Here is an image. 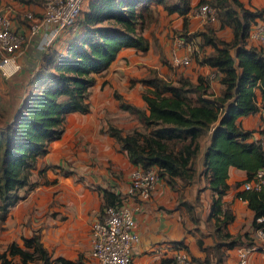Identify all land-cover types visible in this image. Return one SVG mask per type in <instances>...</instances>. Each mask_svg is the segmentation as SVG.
<instances>
[{
  "label": "trees",
  "instance_id": "1",
  "mask_svg": "<svg viewBox=\"0 0 264 264\" xmlns=\"http://www.w3.org/2000/svg\"><path fill=\"white\" fill-rule=\"evenodd\" d=\"M202 3L214 8L218 28L229 26L228 39L218 36L211 22L187 32L191 8ZM194 5L191 7L189 0L85 1L74 27L68 29L71 36L63 51L48 44L39 53L37 68L28 77V82L35 83L31 88L26 83L23 94H17L16 108L1 120L0 218L20 197L18 190L33 184L30 176L36 159L47 151L50 140L60 137L66 113L89 109V89L96 80L95 74L106 70L123 47L145 50L151 43L154 49L158 48L151 22L158 23L157 7H161L167 14L181 16L175 32L185 40L198 38V52H192L194 60L209 66L212 74L198 73L194 80L183 74L169 79L149 66L143 75L132 76L142 85L143 106L124 100L115 89L112 93L118 106L135 116L140 127L123 130L107 121L102 130L125 150L130 162L142 168L154 166L171 185L177 180L182 185L191 182L200 138L207 135L200 163L211 194L208 216L216 236L211 246L251 243L247 232L242 239L241 234L232 235L225 229L233 215L222 205L221 196L228 187V165L245 172L236 185L264 167L257 136L237 120L241 115L254 113L259 106L264 108V51L257 45L245 44L250 23L262 9H250L241 0H197ZM204 45L210 49L205 50ZM212 77L221 84L217 93L209 88ZM97 187L102 197L100 218L103 207L118 204L123 194L110 186ZM236 194L252 209L251 227L260 228L264 234V186L240 189ZM180 202L190 207L186 199ZM20 238L21 244L11 241L6 247L8 254L18 259L10 260L1 253L2 264H86L81 254L68 258L49 253L41 241L39 227ZM178 245L185 249L184 244ZM203 259L206 261L207 256ZM162 260L177 264L174 257ZM194 261L201 264L199 258Z\"/></svg>",
  "mask_w": 264,
  "mask_h": 264
},
{
  "label": "crops",
  "instance_id": "2",
  "mask_svg": "<svg viewBox=\"0 0 264 264\" xmlns=\"http://www.w3.org/2000/svg\"><path fill=\"white\" fill-rule=\"evenodd\" d=\"M196 1L189 0L191 7ZM241 1L244 6L250 9L264 7V0ZM194 7L189 12L187 32L201 27L203 23L192 14ZM33 8L37 9L38 7L34 4ZM0 9L8 12L10 16L12 15V25H16L17 29L24 30L23 27L17 26L19 23L16 21L10 6H5L0 2ZM157 9L159 24L154 31V35L158 42V48L152 50L151 43L145 50H135L128 46L121 48L108 64L106 68L108 69L107 75L122 70V75L125 76L126 71L122 69V65L125 64V61L130 63L131 57L127 55L130 53L135 55V58L132 57L134 64L137 63L142 68L141 75L145 73V67L141 65V62L146 61L142 57L152 58V54L154 57L151 61H147L146 65L155 67L157 72L166 78L174 79L179 74H183L194 80L198 73H209L211 75L212 72L209 66L199 64L194 60L192 52L194 49L198 52V38L194 36L191 40H185L175 32V29L180 27L181 16L174 13L167 14L161 7H157ZM172 16L177 22L173 27H170V23L167 24L161 19ZM211 24L216 30L215 33L221 38L228 39L231 36L229 26L225 25L218 28L216 20H213ZM39 30L27 37L29 46L23 49V54L20 56L22 67L16 72L25 74V79L12 78L16 72L4 77L7 78V82H10L9 86L12 89L17 87L26 89L28 77L34 71V69H31L32 66L30 67V61L35 60V63H37L39 58L40 51L36 50L37 54H33L35 52L33 47H37L36 42L42 29ZM144 34L149 38L147 31ZM163 34H168L167 40ZM70 36V32L62 28L50 44L63 51V47ZM177 38L182 39V44L175 45ZM245 40L246 45H254L253 40L247 37ZM203 47L205 50L210 49L208 45ZM171 50L179 55H187L189 62L171 65ZM262 50L264 51V48ZM170 67L173 69L170 70ZM170 71H172L171 75L169 74ZM135 72L138 73L139 71ZM129 76L137 77L140 75ZM105 78L107 79V77ZM96 82L99 84L98 80ZM125 83L126 88L118 90L113 87L110 88L111 93L115 89L124 100L143 106V100L140 96L141 83L134 81L132 86L128 81ZM28 87L31 88L27 83ZM101 87L102 91H100ZM101 87L94 88L87 111H70L66 113L60 137L50 140L47 151L40 154L36 159L34 169H37L38 176L43 178L42 182L38 183L36 181L38 179H33V175H31L33 184L18 190L20 197L9 210L14 221H25L26 218L30 220L29 225L24 224L22 226V235H29L33 229L39 227L41 241L49 253L54 256L62 255L68 258H74L81 254L86 264H99L96 258L89 254L88 243L89 224L92 219L98 216L99 204L102 199L97 186H110L115 191L124 193L127 189L128 173L135 166L127 159L125 150L118 147V143L112 136L104 131H99L100 127H105L102 119L105 114V106L101 101V96L107 94L104 86L101 85ZM209 88L213 93L220 90L221 84L217 77L210 79ZM132 89L133 93L130 91ZM255 91L258 95V89H255ZM257 98L259 99V96ZM106 99L111 101L109 95H106ZM15 108L16 106L13 109ZM124 112L127 111L123 110ZM6 116L3 115L2 119ZM237 120L242 127L252 129V135L256 137L259 134L258 132L264 128V108L259 106L254 113L241 115L237 117ZM207 140V135L200 138L199 150L194 160L195 171L191 182L182 185L177 180V183L171 185L160 177L146 198L138 199L134 195H126L127 203L130 206L136 205L133 216L138 233L137 241L131 247V261L129 264H172L171 261H163L162 259L173 257L179 243L185 245L186 251L193 259V264H197L194 258H199L201 264H235L236 248L238 244H246L245 242L232 246H226L223 243L213 248L211 246L216 239L212 221L208 216L211 194L207 186V176L203 173L200 163ZM67 161L69 166L66 165ZM64 164L67 169H61ZM114 167L120 171L112 172L111 170ZM226 172L228 187L222 194L221 199L222 205L231 210L233 217L226 224L225 229L232 235L241 234L240 237L244 239L243 233H252L250 225L252 209L247 206L245 199L236 194V191L241 189V183L236 185L235 182L243 179L245 172L233 165H228ZM174 181L176 182V180ZM183 199H186L190 204L189 208H186L180 202ZM261 245V247L252 249L247 253V259L252 264H264V242ZM205 256H207L206 261L203 259Z\"/></svg>",
  "mask_w": 264,
  "mask_h": 264
},
{
  "label": "built area",
  "instance_id": "3",
  "mask_svg": "<svg viewBox=\"0 0 264 264\" xmlns=\"http://www.w3.org/2000/svg\"><path fill=\"white\" fill-rule=\"evenodd\" d=\"M85 0H39L38 16L32 11H24L23 16L28 19L27 37L33 35L40 28L36 46L41 51L52 41L60 29L74 27L78 11L82 9ZM192 14L200 21L215 20V10L206 3L196 5ZM40 31V30H39ZM25 36V41L27 37ZM248 39L254 45L264 48V16L255 17L247 31ZM24 32L15 29L11 23L8 12L0 9V75L7 77L21 68L20 53L23 52ZM182 44L177 38L175 45ZM172 65L189 62L187 55H179L170 51ZM264 154V130L257 135ZM160 178L156 168L150 166L142 168L139 165L132 167L128 173L127 189L119 198L118 204H107L103 207V214L92 219L89 224V254L96 258L99 264H129L131 261V247L137 241L138 233L135 228L133 210L136 205L127 203L126 195H134L138 199L146 198ZM264 186V167L255 170L252 177L241 182V189H258ZM260 217H257L259 219ZM248 235L251 243L238 244L235 264H252L247 259V253L252 249L261 247L264 234L260 228H252ZM177 264H193L186 249L178 245L174 254Z\"/></svg>",
  "mask_w": 264,
  "mask_h": 264
},
{
  "label": "rangeland",
  "instance_id": "4",
  "mask_svg": "<svg viewBox=\"0 0 264 264\" xmlns=\"http://www.w3.org/2000/svg\"><path fill=\"white\" fill-rule=\"evenodd\" d=\"M85 1H84V3H85ZM0 2L2 4H4L5 6H10L11 11L14 12V15H15L14 17H15L16 21L19 23V25H17V26L24 28V30H22V29L21 30L19 29V30L24 32V41H25V36L28 33V30H27L28 19H26L25 16H23V12L24 11H32L34 16H38V10H39V5H40L39 0H0ZM34 4L37 5V7H38L37 9L33 8ZM259 9H262V10H261L259 16L257 15L256 17L264 16V7H259ZM161 19H162V21L167 22V24L170 23V27H173V25H175L177 23L176 20H174L173 16L170 18H167V19H164V18H161ZM171 20H173V21H171ZM208 22H212V21H208ZM152 24H153V27H155L154 30H156L158 27L159 21H158V23L152 21L151 25ZM209 24L212 25L211 23H209ZM25 28H26V30H25ZM69 30H67V32H69ZM171 31H174V30H171ZM160 35H162V34H160ZM163 36H165L166 40L168 39V34L167 35L163 34ZM23 44H26V45H24V48L25 47L28 48L29 43H28L27 39H26L25 43L23 42ZM29 48H30V50H32L31 47H29ZM33 49L35 50V52H33V54L36 53V50L41 52V48H37V47L34 48L33 47ZM152 50H154L153 47H152ZM22 54H23V52L20 53V56ZM30 54H31V52H30ZM127 55H129L131 57V59H130V63L125 61L124 62L125 64L122 65L123 66L122 69L124 71H126V73L124 72L125 76L122 75L123 74L122 70H121V72L117 71V72H115V74H111V75L108 74L107 75L108 69H106L100 73L95 74V78H96V80L99 81V84L95 80V82L93 83V85L89 89V96H88V101H91V94L95 90L94 88H97V86L101 87V85H103L107 91V94H102V96H101V98H102L101 101L103 102V104L105 106V110H104L105 114L103 115V118H102L104 120L103 123L106 124L107 121L112 122L116 125H119L121 128H123V130L130 129L133 126L140 127V124H133V123H138L135 116H133L132 114H130L128 112L123 113L124 109H122L118 106L116 99L113 97L111 90H110V88H113V87L117 88L118 90H120V88H126V86H125L126 81H128L132 86V82L138 81V80H136L135 78H131L132 76H129V75H141L140 73L142 71V68H140L139 65H137V63L134 64L133 59H132V57L135 58V55H132V53L127 54ZM20 56H19V58H20ZM152 56L154 57L153 54H152ZM142 58L146 59V61L141 62V65L143 67H145V72H147V70H149L148 69L149 66L146 65V63H148L147 61H151L152 58H148L146 56H144ZM136 60H138V58H136ZM141 61H143V60H141ZM30 63H31L30 67L32 66L31 69L35 70L37 68V63H35V60H32V62L30 61ZM34 64H36V66H34ZM169 69L172 70L173 68L170 67ZM135 71H139V72L136 73ZM171 72L172 71H170V73H169L170 75H171ZM13 75L17 76V77L12 76V78H14V79H17V78L20 79L21 78V80H22L25 77V74L20 73V72H16ZM20 75H22V76L19 77ZM166 75H167V73H166ZM105 77H107L108 80ZM120 79H123V80H120ZM34 83H35L34 81H29L28 86H32V84H34ZM9 85H10V82L9 81L7 82V78L0 76V123H1L2 115L5 116V115L9 114V111H12L13 108L16 106V103L19 101V98L17 99V94L18 93L23 94V88L17 87V88L12 89ZM100 91H102V87L100 88ZM130 91L133 93V89ZM106 95H109V100H111V101H108L106 99ZM99 131L100 132L103 131L101 127H100ZM66 165L69 166L68 161H67ZM66 165L64 164V166L61 167V169H67ZM111 171L112 172L113 171L119 172L120 170H117L114 167ZM31 173H32L31 175H33L32 176L33 179H38V180H36V181H38V183L43 179L42 177L38 176L39 173L37 172V169H32ZM11 207H12V205L10 206V208ZM10 208L6 211L4 217L0 218V254L4 253L5 258H9L10 260H17L18 257H15V256L11 257L8 254L6 247L11 241H15L18 244H21L20 235H22V233H23L22 232V226L24 224L29 225L31 222L28 218H26L25 221H18V222L14 221L10 216V212H9ZM24 227L27 228L26 226H24ZM0 263H1V260H0Z\"/></svg>",
  "mask_w": 264,
  "mask_h": 264
}]
</instances>
